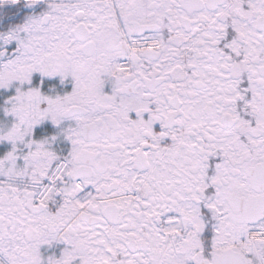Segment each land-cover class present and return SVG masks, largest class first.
I'll return each instance as SVG.
<instances>
[{
	"label": "snow or ice",
	"instance_id": "6c2138e0",
	"mask_svg": "<svg viewBox=\"0 0 264 264\" xmlns=\"http://www.w3.org/2000/svg\"><path fill=\"white\" fill-rule=\"evenodd\" d=\"M0 264H264V0H0Z\"/></svg>",
	"mask_w": 264,
	"mask_h": 264
}]
</instances>
